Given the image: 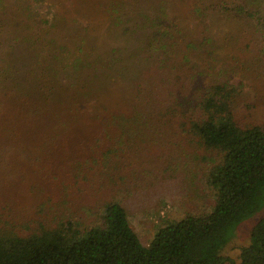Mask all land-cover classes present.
I'll use <instances>...</instances> for the list:
<instances>
[{
  "label": "trees",
  "instance_id": "trees-1",
  "mask_svg": "<svg viewBox=\"0 0 264 264\" xmlns=\"http://www.w3.org/2000/svg\"><path fill=\"white\" fill-rule=\"evenodd\" d=\"M250 10L0 0V264H264V219L221 254L264 203L259 100L233 81L264 93ZM179 175L215 190L210 212L143 246L127 207Z\"/></svg>",
  "mask_w": 264,
  "mask_h": 264
},
{
  "label": "rangeland",
  "instance_id": "rangeland-1",
  "mask_svg": "<svg viewBox=\"0 0 264 264\" xmlns=\"http://www.w3.org/2000/svg\"><path fill=\"white\" fill-rule=\"evenodd\" d=\"M236 1V0H235ZM247 1L248 10L251 12L249 24L245 27L253 34L256 43L264 47V23L258 25V17H264V0H242ZM253 8L257 10L253 11ZM232 40L227 39L224 45H235ZM224 59V53L220 52ZM226 57V56H225ZM224 62V61H221ZM241 85L247 100H259V108L254 115L256 122H260L264 128V93L257 94V89H250L249 82L240 77L233 79ZM174 176H177L174 173ZM180 176V175H179ZM158 180L157 178L155 179ZM215 190L201 182V178L180 176L172 183L166 181L151 188L147 194V201L136 200L134 204L127 207L128 217L133 230L143 246H148L157 231L168 224L178 222L187 216H200L208 214L214 204ZM264 219V203L247 219L237 223L227 235L221 246V254L239 262L241 248L249 245V234L253 226Z\"/></svg>",
  "mask_w": 264,
  "mask_h": 264
}]
</instances>
